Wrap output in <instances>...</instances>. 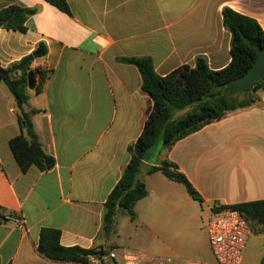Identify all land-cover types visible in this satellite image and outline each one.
<instances>
[{
	"label": "crops",
	"instance_id": "crops-1",
	"mask_svg": "<svg viewBox=\"0 0 264 264\" xmlns=\"http://www.w3.org/2000/svg\"><path fill=\"white\" fill-rule=\"evenodd\" d=\"M66 1L71 15L45 0H0V11L12 5L37 9L26 32L0 29V65L9 68L40 44L47 46V55L33 68L48 73V79L40 94L27 88L24 110L45 153L55 159L49 171H21L9 148L12 139L26 134L18 121L21 109L1 84L0 208L25 225L0 222V264H80L38 253L45 228L60 230L64 247L106 253L134 251L133 241L144 230L154 257L211 263L205 229L211 214L264 201V88L251 93L250 106L162 146L157 156L150 149L140 176L148 195L136 204V219L119 212L115 233L106 237L105 204L153 109L141 91L138 69L119 58L149 56L162 77L184 65L194 67L198 56L221 70L231 62L223 9L256 20L264 30V0ZM20 76V71L12 74ZM164 163L189 180L202 202L162 172L147 174ZM90 264L115 263L92 257Z\"/></svg>",
	"mask_w": 264,
	"mask_h": 264
},
{
	"label": "trees",
	"instance_id": "trees-1",
	"mask_svg": "<svg viewBox=\"0 0 264 264\" xmlns=\"http://www.w3.org/2000/svg\"><path fill=\"white\" fill-rule=\"evenodd\" d=\"M62 12L71 15L66 0H45ZM37 13V9L9 6L0 11V29L26 32L28 19ZM223 25L231 34V62L221 70H212L206 56H198L195 66L184 65L170 74L160 76L149 56L123 57L119 62L135 66L142 78L141 91L153 102V109L146 120L144 129L135 144L128 148L130 162L105 204L103 217V234L110 237L115 233V219L119 212H125L131 220L136 219V204L147 197L146 185L140 178L144 168L145 154L159 143L167 148L176 141L200 130L214 121L221 120L227 113L251 105V93L264 88V80L256 83L251 90L241 92L244 97L237 99L229 94L221 96L226 84L244 75L255 63L257 53L264 49V30L259 23L241 15L230 8L222 11ZM48 48L40 44L36 51L14 63L9 68L0 65V85L5 84L14 96L21 109L18 121L25 135L21 134L9 142V148L22 172L36 167L46 172L55 167V159L45 153L35 132L30 115L24 107L29 96L28 74L33 73L37 94L42 92L48 79V73L33 68L37 58L45 57ZM21 72V76L13 78L12 74ZM39 78L38 81L36 80ZM188 111L181 118L179 113ZM162 172L169 180L183 185L192 199L202 202L200 195L189 180L172 164L150 167L147 174ZM240 212L249 221L264 227V201H256L221 207ZM0 208V222L8 219ZM38 253L55 262H75L90 264L91 258L102 260L107 253L97 249H83L78 246L64 247L61 244V231L42 229L40 232ZM264 264V259L262 260Z\"/></svg>",
	"mask_w": 264,
	"mask_h": 264
},
{
	"label": "built area",
	"instance_id": "built-area-1",
	"mask_svg": "<svg viewBox=\"0 0 264 264\" xmlns=\"http://www.w3.org/2000/svg\"><path fill=\"white\" fill-rule=\"evenodd\" d=\"M18 227L24 228L21 217H8ZM210 249L213 255L211 263L198 261H179L161 259L144 251L114 249L107 253L106 259L115 264H242L247 245L252 235L249 221L240 212L219 208L211 214L205 224Z\"/></svg>",
	"mask_w": 264,
	"mask_h": 264
},
{
	"label": "rangeland",
	"instance_id": "rangeland-1",
	"mask_svg": "<svg viewBox=\"0 0 264 264\" xmlns=\"http://www.w3.org/2000/svg\"><path fill=\"white\" fill-rule=\"evenodd\" d=\"M234 96L237 99L244 97V95L240 94V93L235 94ZM188 110L190 111L191 109H188ZM185 114H183V112L179 113L177 115V118H181ZM161 148H162V144L159 143L157 146L152 148L151 151H153L152 153H154L155 155L156 154L158 155ZM131 227H133V226H130L129 229H131ZM251 227H252L253 231H252V235L249 239L247 249H246V253H245V258H244V261L242 264H263L262 259L264 258V227H262L258 224H254L253 222L251 223ZM129 229L124 228L123 230H125V231L128 230L127 232H130ZM145 235H146V232L144 230L143 231L141 230L139 237L135 241H133V243H137V245H134V247H133L134 251L141 250V251H144V252L152 255V252L150 251V248L148 245L149 241H148V239L145 238ZM119 244H122V245L126 244V246H133V245H130L131 243H125L123 241H120Z\"/></svg>",
	"mask_w": 264,
	"mask_h": 264
},
{
	"label": "water",
	"instance_id": "water-1",
	"mask_svg": "<svg viewBox=\"0 0 264 264\" xmlns=\"http://www.w3.org/2000/svg\"><path fill=\"white\" fill-rule=\"evenodd\" d=\"M264 80V49L259 50L253 66L241 77L228 82L221 92V96L241 93L251 90L254 85ZM35 83L33 73L28 74V89L34 90Z\"/></svg>",
	"mask_w": 264,
	"mask_h": 264
}]
</instances>
